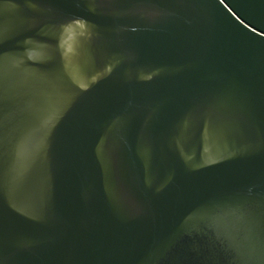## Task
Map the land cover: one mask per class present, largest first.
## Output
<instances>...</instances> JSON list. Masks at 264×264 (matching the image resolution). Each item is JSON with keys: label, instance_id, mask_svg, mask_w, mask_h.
<instances>
[{"label": "water", "instance_id": "water-1", "mask_svg": "<svg viewBox=\"0 0 264 264\" xmlns=\"http://www.w3.org/2000/svg\"><path fill=\"white\" fill-rule=\"evenodd\" d=\"M0 264H264V0H0Z\"/></svg>", "mask_w": 264, "mask_h": 264}]
</instances>
